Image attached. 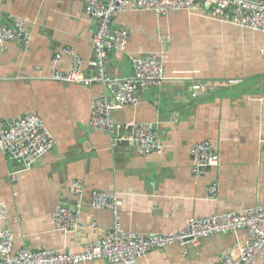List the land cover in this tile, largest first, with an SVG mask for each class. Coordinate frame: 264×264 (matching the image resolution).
I'll return each instance as SVG.
<instances>
[{"label": "crops", "instance_id": "obj_1", "mask_svg": "<svg viewBox=\"0 0 264 264\" xmlns=\"http://www.w3.org/2000/svg\"><path fill=\"white\" fill-rule=\"evenodd\" d=\"M89 1L0 0L1 24L9 27L12 18H21L29 34L26 43L0 47V119L35 113L55 142L29 168L0 151V207L16 220L8 226L14 234L12 251L82 252L101 238L113 218L90 206L92 192L116 193L121 227L144 234L168 233L190 219L264 206V34L214 15L208 5L162 17L118 12L112 27L128 33V44L125 52L107 55L108 76H130L132 58L155 53L164 62V81L157 88H141L136 106L115 111L112 133L96 131L88 124L90 101L103 88L49 78L54 70L71 68L73 58L63 53L66 49L83 62L84 76L95 74L90 63L97 21L86 15ZM56 54L61 55L57 65ZM135 123L154 127L158 144L153 153L140 155L128 143L129 126ZM205 140L217 146L220 164L194 178L189 152ZM75 181L84 186L80 196L71 190ZM212 184L217 186L214 202L207 197ZM57 206L78 211L82 228L54 231L51 218ZM244 236L239 231L202 239L196 247L167 246L136 264H213ZM252 264H264V248Z\"/></svg>", "mask_w": 264, "mask_h": 264}, {"label": "built area", "instance_id": "obj_2", "mask_svg": "<svg viewBox=\"0 0 264 264\" xmlns=\"http://www.w3.org/2000/svg\"><path fill=\"white\" fill-rule=\"evenodd\" d=\"M208 5L213 14L238 27L264 34V0H90L86 6V15L97 21V29L92 36L93 60L90 65L95 70L92 77L82 74L83 62L73 50L63 53L72 56V65L68 72L54 70L50 79L61 83H70L88 87L100 85L103 93L90 101L89 127L92 130L112 133L114 129L113 113L139 103L136 86L157 88L164 81V62L161 55L151 53L131 59L132 74L122 78H110L107 74L106 57L110 52H125L128 33L122 28H113L114 16L123 10L150 12L157 17L174 12L194 13ZM231 13V15L229 14ZM29 34L26 23L21 18L11 19V26L0 22V47L7 43H26ZM167 40L162 39L161 54L165 53ZM61 59L56 54L53 64ZM199 89V87H194ZM178 114L172 115L176 122ZM128 143L140 155H149L157 150L158 136L151 124L135 123L129 126ZM54 140L46 130L40 117L26 114L10 120L0 119V151L14 163L29 168L47 155L54 147ZM192 158L191 174L199 178L204 172L218 168L220 157L217 146L211 140L194 144L190 149ZM11 180H15V173ZM76 196L84 193L80 181L71 184ZM207 197L214 202L217 198V186L207 188ZM116 193L92 192L90 206L96 210L110 212L113 223L101 238L89 243L82 252L70 249L61 251H12L14 234L9 223L16 220L10 216L6 207H0V264H82L94 260H106L110 264H136L140 257L167 246L177 245L196 247L202 239L216 235L233 234L244 231L245 236L227 252L216 258L213 264H252L264 248V206H256L237 212H227L212 216L190 219L176 231L163 234H144L126 231L121 227ZM51 222L56 232L72 233L82 226L79 212L63 206H57ZM97 224L91 223L95 228Z\"/></svg>", "mask_w": 264, "mask_h": 264}, {"label": "water", "instance_id": "obj_3", "mask_svg": "<svg viewBox=\"0 0 264 264\" xmlns=\"http://www.w3.org/2000/svg\"><path fill=\"white\" fill-rule=\"evenodd\" d=\"M137 91L141 90L139 86L135 87ZM130 134H128L127 136H129ZM127 144V142H125Z\"/></svg>", "mask_w": 264, "mask_h": 264}]
</instances>
